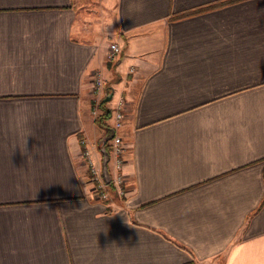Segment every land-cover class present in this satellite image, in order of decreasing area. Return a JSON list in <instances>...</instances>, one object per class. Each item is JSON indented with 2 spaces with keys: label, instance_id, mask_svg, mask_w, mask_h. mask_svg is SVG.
<instances>
[{
  "label": "crops",
  "instance_id": "crops-1",
  "mask_svg": "<svg viewBox=\"0 0 264 264\" xmlns=\"http://www.w3.org/2000/svg\"><path fill=\"white\" fill-rule=\"evenodd\" d=\"M0 264H264V0H0Z\"/></svg>",
  "mask_w": 264,
  "mask_h": 264
},
{
  "label": "built area",
  "instance_id": "built-area-1",
  "mask_svg": "<svg viewBox=\"0 0 264 264\" xmlns=\"http://www.w3.org/2000/svg\"><path fill=\"white\" fill-rule=\"evenodd\" d=\"M121 52V47L112 42L107 54L108 60H113ZM104 88V80L100 72L93 73V93L96 95ZM112 128L114 129V135L109 141L110 155L112 162V172L109 175V179L104 177L103 170L99 167L95 161L92 150L87 145V140L83 139L82 143L85 145L83 150V157L87 164V170L89 173L90 182L94 193L101 199L109 198V193L112 189L123 195L125 182V174L123 172V166L125 163V154L127 146L124 142L120 129L123 126L125 114L123 111V103L120 102L118 107L113 111Z\"/></svg>",
  "mask_w": 264,
  "mask_h": 264
},
{
  "label": "trees",
  "instance_id": "trees-1",
  "mask_svg": "<svg viewBox=\"0 0 264 264\" xmlns=\"http://www.w3.org/2000/svg\"><path fill=\"white\" fill-rule=\"evenodd\" d=\"M106 103L107 101L105 100V97H103V99L100 101V106L103 112L96 117L97 124L105 131L102 141V146L105 152L110 149L109 141L112 139L115 133L114 129L107 123V120L111 117L112 110L106 106Z\"/></svg>",
  "mask_w": 264,
  "mask_h": 264
},
{
  "label": "clouds",
  "instance_id": "clouds-1",
  "mask_svg": "<svg viewBox=\"0 0 264 264\" xmlns=\"http://www.w3.org/2000/svg\"><path fill=\"white\" fill-rule=\"evenodd\" d=\"M30 136V134L25 135L24 139H23V144L22 147H19L21 150V153L26 155L28 157V159L32 158V154L29 153L28 149H27V137ZM15 149V148H14Z\"/></svg>",
  "mask_w": 264,
  "mask_h": 264
},
{
  "label": "rangeland",
  "instance_id": "rangeland-1",
  "mask_svg": "<svg viewBox=\"0 0 264 264\" xmlns=\"http://www.w3.org/2000/svg\"><path fill=\"white\" fill-rule=\"evenodd\" d=\"M111 43H112V42H111ZM108 92H109V89H108V88H105V93H108ZM93 95H94V93H93ZM117 97H118V94H116V96L114 97V100H113V101H115ZM100 101H101V99L98 101V106H100ZM100 108H101V106H100ZM116 108H117V107H116ZM116 108H115V109H116ZM115 109H114V110H115ZM114 110H113V111H114ZM102 112H103V110H102V108H101V113H102ZM101 113H100V110L97 109V114L100 115ZM117 194H118V193H117ZM118 196H120V194H118Z\"/></svg>",
  "mask_w": 264,
  "mask_h": 264
},
{
  "label": "water",
  "instance_id": "water-1",
  "mask_svg": "<svg viewBox=\"0 0 264 264\" xmlns=\"http://www.w3.org/2000/svg\"><path fill=\"white\" fill-rule=\"evenodd\" d=\"M112 97V93H108L106 96H105V100L108 101L109 99H111Z\"/></svg>",
  "mask_w": 264,
  "mask_h": 264
}]
</instances>
